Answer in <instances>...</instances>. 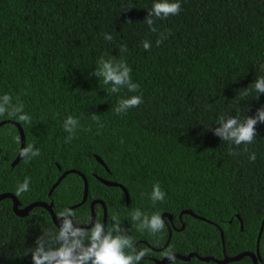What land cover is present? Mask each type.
Instances as JSON below:
<instances>
[{
	"label": "trees",
	"instance_id": "1",
	"mask_svg": "<svg viewBox=\"0 0 264 264\" xmlns=\"http://www.w3.org/2000/svg\"><path fill=\"white\" fill-rule=\"evenodd\" d=\"M154 2L0 0V96L21 103L31 118L25 124L5 114L0 122L19 123L26 146L40 151L13 167L20 132L13 124L0 127V194H14L21 207L53 202L56 215L71 209L81 225L90 224L91 203L101 200L108 209L107 227L116 218L134 245L146 241L150 246L137 247L148 250L146 257L162 259L168 248L217 260L256 253L264 221V124H257L251 144L238 147L212 129L221 117L243 122L264 108V95L248 88L264 77V0H169L179 2L181 11L155 20L153 32L145 19ZM161 34L166 38L157 46ZM143 41L150 42L149 50ZM122 46L127 51L121 52ZM101 57L125 61L138 91L125 87L108 94L111 86L91 75ZM134 95L142 103L116 114L118 101ZM68 116L79 121L70 143L63 128ZM69 170L81 172L89 183L88 200L74 209L85 191L78 174L67 175L49 195ZM98 177L123 185L129 204L120 187L106 186ZM26 178L29 191L17 196V185ZM157 183L165 199L154 204L150 195ZM136 209L161 218L168 213L173 219H162L165 227L159 234L138 231L131 219ZM103 210L95 205L101 223ZM168 222L177 231L166 246ZM56 231L44 208L19 217L11 199L0 201V264H33L30 249L37 237ZM260 254L259 264H264V230ZM148 261L144 258L142 264ZM252 263L245 257L229 264ZM176 264L215 263L193 257L176 259Z\"/></svg>",
	"mask_w": 264,
	"mask_h": 264
},
{
	"label": "clouds",
	"instance_id": "2",
	"mask_svg": "<svg viewBox=\"0 0 264 264\" xmlns=\"http://www.w3.org/2000/svg\"><path fill=\"white\" fill-rule=\"evenodd\" d=\"M181 4L179 2H169V0H156L145 19V22L153 32L155 20L167 19L170 16L179 15ZM166 37L161 34V38L156 41L159 46ZM105 39L112 40V36L106 34ZM143 48L149 50L150 42L143 41ZM121 52L127 51L126 46H122ZM97 68L91 75L103 80L105 85H110L108 94L119 93L122 88H127L129 92H137L139 85L131 80V68L125 61H116L115 58L105 60L101 57L97 61ZM248 88L254 89L260 95H264V77L257 79ZM247 94V93H245ZM260 95L257 97L259 99ZM142 103L141 96H131L118 101L114 111L116 114H127V112ZM7 114L8 117L18 120L21 123H30L31 118L24 114L21 103L13 104L12 97L8 94L0 96V116ZM98 115L91 114L93 121H98ZM258 123L264 124V108L257 110L255 117H246L241 122L236 117H221L218 127L212 129L213 134L223 142H231L235 146L241 144H251L256 138V126ZM79 121L68 116L63 122V128L69 135L66 142L70 143L75 135ZM19 143V138H17ZM247 150V149H245ZM40 151L33 144H27L21 148L19 157L22 161L28 162L34 157H38ZM256 155L252 153L251 161H255ZM30 179L26 178L22 184L17 185L16 195L20 196L29 191ZM150 198L155 204L165 199V192L160 185L154 184ZM59 227L55 233L43 232L36 239V246L30 249L33 264H142L144 258L148 256L147 249H137L131 236L122 229L120 222L113 218L111 227L105 229V225L99 221L90 228L80 227L74 220V213L71 209L65 208L57 215ZM131 219L136 223L138 231L147 230L153 235L159 234L164 229V221L159 214L148 216L141 210L132 212ZM92 225V224H91ZM127 250V251H126ZM163 257L169 264H176V256L171 248L163 252ZM147 264H151L150 261Z\"/></svg>",
	"mask_w": 264,
	"mask_h": 264
},
{
	"label": "water",
	"instance_id": "3",
	"mask_svg": "<svg viewBox=\"0 0 264 264\" xmlns=\"http://www.w3.org/2000/svg\"><path fill=\"white\" fill-rule=\"evenodd\" d=\"M5 124H13V125H15L18 128V130L20 132V136H21V148L26 147V137H25V133H24V130H23L22 126L19 123L15 122V121L6 120V121L0 122V127H2ZM96 159L109 171L108 167L106 166L104 161L99 156H96ZM21 160H22V158H20L19 154H18V157L14 161L12 166L13 167L16 166ZM72 173H75V174H78L79 176H81L83 181H84V184H85V191H84L83 200H82V202L80 204L72 207V209H74L76 207H79V206L83 205L88 200L89 184H88V180H87L86 176L83 175L81 172H79L77 170L65 171L59 177V179L56 181V183L52 186L49 195L51 196L52 193L54 192V190L63 181V179L67 175L72 174ZM98 179L100 180V182H102L106 186H109V187H120L123 190V192L125 193L127 204H129L130 196H129V193H128L127 189L123 185H121L119 183H116L114 181H109V180L100 179V178H98ZM4 199H11L13 201V210H14L15 214L17 216H19V217L28 216V214L34 208H37V207L44 208L45 210H47L50 213V215L52 217V220H53V223L57 227H59V220L57 219V215L55 214V212L53 210V202H51V203L35 202V203H32V204H30V205H28L26 207H21V203L19 202L18 198L12 193L0 194V201H2ZM97 204H102L103 207H104L105 217H104L103 224L105 225V229H106V225H107V207H106V204L103 201H101V200H96V201L91 203V210H92L91 223L89 225H87V226H80V227L90 228V227L94 226L95 221H96V213H95V209L94 208H95V205H97ZM183 213L184 214H189V215H192V216L198 218V216L195 215L192 211H184ZM166 218H169L170 220H172V216L170 214H168V213H165L162 216L163 220H165ZM237 218L240 220L241 227H242V230H243V221H242V219H241V217L239 215L237 216ZM167 227H168V231H169V238H168L166 246L169 244V242L171 240V237H172V234H173V227L171 225H169V224H167ZM184 228H185V225L183 224L181 230H183ZM263 230H264V221L262 222V225H261V228H260V231H259V235H258V239H257V250H256V253L247 251V252L241 253L239 255H236L234 257H230V258L226 257L223 260H217V259H215L213 257H209V256L208 257H201V256H199V255H197L195 253L189 254L188 256H182L180 254H174V255L176 256L177 259H179L181 261H190L193 257H196V258H198L201 261L214 262L215 264H229V263H232V262H238V261L242 260L245 257H249V258L252 259L253 264H259V262L262 261L261 254H260V241H261ZM167 262H168V260L164 258L162 261L157 262V264H166Z\"/></svg>",
	"mask_w": 264,
	"mask_h": 264
},
{
	"label": "flooded vegetation",
	"instance_id": "4",
	"mask_svg": "<svg viewBox=\"0 0 264 264\" xmlns=\"http://www.w3.org/2000/svg\"><path fill=\"white\" fill-rule=\"evenodd\" d=\"M98 178H100V177H98ZM100 179H103V178H100ZM105 180H107V179H105ZM100 181V180H99ZM89 184V183H88ZM123 191V190H122ZM88 195H89V193H88ZM96 201V200H95ZM94 202V201H93ZM98 205V204H97ZM100 205V204H99ZM102 205V204H101ZM74 207V206H73ZM107 207V206H106ZM72 208V207H71ZM104 208V207H103ZM95 209V208H94ZM95 213H96V211H95ZM104 217H105V213H104V210H103V219H102V223L104 222ZM166 219H168L170 222L172 221V220H170L169 218H166ZM172 219H173V217H172ZM92 220V219H91ZM96 221H97V214H96ZM95 221V222H96ZM107 221H108V209H107ZM170 222H168L167 224H169V225H171L172 227H173V231L174 230H176V227H175V225H172V224H170ZM91 223V222H90ZM78 224V223H77ZM79 226H87V225H81V224H78ZM106 229H107V225H106ZM181 230V229H180ZM179 230V231H180ZM177 231V230H176ZM140 244H145V245H148V246H150L146 241H144V240H138L136 243H135V245H134V247H138ZM158 252H160V251H163L162 249H158L157 250ZM146 259H148V260H150V261H154L156 264H157V262H159V261H162L163 259H164V257L162 258V259H155V258H152V257H145ZM226 258V257H225ZM169 262V261H168ZM167 262V263H168ZM166 263V264H167ZM253 264V263H252Z\"/></svg>",
	"mask_w": 264,
	"mask_h": 264
}]
</instances>
